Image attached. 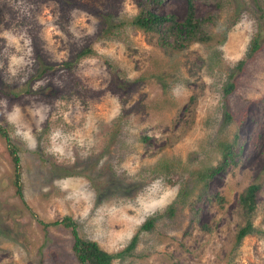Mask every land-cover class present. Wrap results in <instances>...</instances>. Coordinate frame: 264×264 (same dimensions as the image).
<instances>
[{"label":"rangeland","instance_id":"rangeland-1","mask_svg":"<svg viewBox=\"0 0 264 264\" xmlns=\"http://www.w3.org/2000/svg\"><path fill=\"white\" fill-rule=\"evenodd\" d=\"M137 1L0 0V32L24 34L31 48L12 76L0 40V124L16 145L22 186L21 198L0 135V264H79L70 227L50 224L64 216L110 253L137 235L135 247L112 264H264V0H197L196 15L210 14L204 28L218 41L181 51L158 46L155 35L129 23ZM186 8V0H165L158 12L181 20ZM107 17L111 32L103 37ZM256 34L262 46L246 60ZM84 48L93 55L70 70L61 65ZM48 64L53 71L27 91ZM17 128L31 130L35 149ZM56 131L66 140L63 155L50 151ZM235 135L238 164L204 188L193 172L219 164L218 140ZM161 178L177 192L146 214L140 201L152 198L149 187ZM65 179L67 189L55 183ZM257 181L252 221L259 231L236 244L245 222L238 195ZM148 218L152 227L139 230Z\"/></svg>","mask_w":264,"mask_h":264},{"label":"trees","instance_id":"trees-1","mask_svg":"<svg viewBox=\"0 0 264 264\" xmlns=\"http://www.w3.org/2000/svg\"><path fill=\"white\" fill-rule=\"evenodd\" d=\"M165 0H138V11L133 15L129 23L135 26L137 29L144 32H149L156 37V43L160 47H168L174 51H181L192 43H211L218 41L216 34L209 33L204 28V24L211 21L210 14L199 18L196 15V1L186 0L187 8L183 19L179 20L174 14L165 13L160 14L158 12L161 4ZM235 19L234 16L231 17ZM104 27L101 28L100 35L107 37V32H111V25L109 18H105ZM108 25V27H107ZM262 44L260 43L259 36L256 34L250 41L248 52L246 54V60L251 59L256 51L260 49ZM93 55L90 48H84L76 53L75 59L67 60L61 65L67 69L75 64V61L82 58ZM245 60H239L237 68L242 69ZM55 68V64H48L42 68V70L29 79V89L34 80L41 78L44 74L51 73ZM236 82H226L223 87V93L226 97L231 94L235 89ZM7 95H15L14 91L6 92ZM227 117H230L229 112H226ZM264 129V124L262 125ZM0 135L7 142L8 154L14 164V185L17 194L22 198V186L20 183V165L19 157L17 154V148L13 140L10 138L7 130L0 124ZM219 152L221 154V161L217 165L208 166L203 169H197L193 172V176L203 184L204 188H207L210 179L218 172L226 170L229 166L238 164L241 155V146L238 143V137L235 135L232 141L226 139H220L217 142ZM264 172V163L261 169ZM261 189L260 182H253L247 185L238 195V201L243 209L245 222L238 229L236 234V244H240L242 239L247 235L255 231H259L257 227L253 225V217L257 205V195ZM168 211L173 212V208L169 206ZM62 223L65 227H70L72 233V253L79 264H112L115 258L124 257L125 254L132 250L136 245V237L131 239L129 244L123 249L115 253H110L104 250L96 241L85 239L78 234L76 229V223L69 216H64L61 221H53L50 224ZM44 226L50 225L44 223ZM153 225V218L146 219L139 227V230L150 229Z\"/></svg>","mask_w":264,"mask_h":264},{"label":"clouds","instance_id":"clouds-1","mask_svg":"<svg viewBox=\"0 0 264 264\" xmlns=\"http://www.w3.org/2000/svg\"><path fill=\"white\" fill-rule=\"evenodd\" d=\"M92 31L93 29L89 27L88 32L91 33ZM0 40L5 41L3 55L8 61L7 71L12 76H15L18 69L25 64V57L31 53V48L29 47L30 40L26 39L24 34H17L11 30L0 32ZM25 49H27V51H25ZM2 67L3 63L0 62V68ZM117 106L119 107V105ZM19 112L20 109L18 107L14 108L13 113L8 117L10 123H15L18 120ZM34 115L39 116L41 122L44 120V116L40 115L39 112L34 113ZM15 135L21 137L29 149L36 148V139L31 134L30 129L28 131H20V129L17 128ZM50 140V151L54 154L58 153L63 155L66 140L61 137V133L59 131L53 132ZM57 141L60 142L58 143ZM55 183L57 185H62L63 189H67L69 180H60ZM149 188L151 189L152 198L147 201H140L141 207L144 209L146 214L155 213L156 210L166 207L167 204L170 203V198L174 197L177 192V188L165 185L162 178L153 181ZM22 252V249H20L19 252H14L13 258L19 260Z\"/></svg>","mask_w":264,"mask_h":264}]
</instances>
